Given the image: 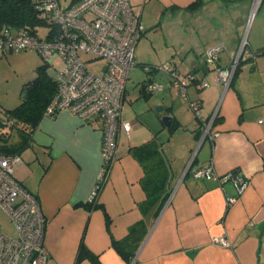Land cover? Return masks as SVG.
<instances>
[{
    "label": "crops",
    "instance_id": "crops-1",
    "mask_svg": "<svg viewBox=\"0 0 264 264\" xmlns=\"http://www.w3.org/2000/svg\"><path fill=\"white\" fill-rule=\"evenodd\" d=\"M141 1L140 12L148 7V21H157L154 30L163 45L161 54L152 47L156 57L148 61H170L208 85L191 83L183 97L167 76L145 70V78L130 77L140 84L137 93L144 99L138 103L130 102L134 94L127 97V77L120 115L130 130L128 135L119 130L116 159L92 208L77 203H88L101 167V121H83L67 109L40 117L13 176L38 197L46 218L45 264H93L77 261L81 241L101 264H259L264 261V123L258 121L264 120V54L243 59L224 86L204 62V51L221 44L215 62L226 68L235 62L246 31V48L259 52L264 0L247 28L253 0H200L196 10L187 8L195 0H129ZM143 64L135 62L129 76ZM152 81L164 85L147 93L144 85ZM188 99L199 102L200 119L190 112ZM158 104L162 109L152 111ZM215 112L205 133L202 123ZM164 116L171 117L169 126ZM18 140L13 133L10 141ZM207 163L215 176L192 175L193 167ZM230 170L247 180L240 195L227 178ZM229 196L236 197L231 204ZM217 237L230 245H220Z\"/></svg>",
    "mask_w": 264,
    "mask_h": 264
},
{
    "label": "built area",
    "instance_id": "built-area-1",
    "mask_svg": "<svg viewBox=\"0 0 264 264\" xmlns=\"http://www.w3.org/2000/svg\"><path fill=\"white\" fill-rule=\"evenodd\" d=\"M262 0H253L250 18L253 17ZM129 0H76L62 6L59 0H37L39 16L49 25L44 38L26 34L0 33V51H20L34 48L53 69L56 91L46 104L44 114L52 116L61 109H67L83 121L97 119L102 123V163L96 182L87 201L97 203L100 188L110 173L116 159L118 133L123 128L128 135L130 124L121 120V110L129 71L135 64V46L143 32L139 12H135ZM221 44L205 49V63L213 67L215 79L227 86L238 65L239 58L249 57L253 52L247 49L243 38L238 47L235 62L226 68L216 65ZM80 53L89 55L82 58ZM59 58L62 66L55 68L53 62ZM97 65V66H96ZM99 65V66H98ZM92 66L98 68L94 70ZM91 67V68H90ZM168 74L172 84L186 97V87L196 83L202 88L208 82L197 79L192 73L179 72L170 61L158 68ZM159 82L144 85L148 93L161 90ZM188 107L200 119L198 101L188 99ZM213 113L204 123L209 132ZM5 125H12L14 119L6 117ZM264 123V120H258ZM22 162L19 154L0 153V208L10 219L15 236L0 233V264H45L48 252L44 244L46 218L43 216L38 197L15 180L13 167ZM192 175L197 178H211L214 175L211 163L193 167ZM227 178L240 195L247 187V180L239 171L230 170ZM235 196L227 198L228 204ZM220 245L229 246L223 237L215 238ZM259 264H264L262 261Z\"/></svg>",
    "mask_w": 264,
    "mask_h": 264
},
{
    "label": "trees",
    "instance_id": "trees-1",
    "mask_svg": "<svg viewBox=\"0 0 264 264\" xmlns=\"http://www.w3.org/2000/svg\"><path fill=\"white\" fill-rule=\"evenodd\" d=\"M76 0H71L75 2ZM60 2V0H59ZM61 3V2H60ZM201 5L200 0L192 1L187 6L190 10H196ZM37 8V0H0V33L4 30L11 31V34L37 35V27L48 25L46 21L39 16ZM259 52H253V55L238 59V65L233 74L237 71L243 59L254 58L257 55L264 54V47ZM35 70V77L26 81L22 87L23 98L18 105L13 108L5 109L0 105V125L7 126V131H0V153L6 155L19 154L27 146L29 134L37 126L40 117L43 116L46 104H48L56 91V81L53 69L43 59ZM14 119L12 125H5V118ZM18 134L19 140L10 141L12 134ZM92 208L98 203H77ZM113 245L122 254L124 251L120 249L116 242ZM81 241L77 249V261L87 258L93 264H101L98 257Z\"/></svg>",
    "mask_w": 264,
    "mask_h": 264
},
{
    "label": "rangeland",
    "instance_id": "rangeland-1",
    "mask_svg": "<svg viewBox=\"0 0 264 264\" xmlns=\"http://www.w3.org/2000/svg\"><path fill=\"white\" fill-rule=\"evenodd\" d=\"M60 2H61V5L65 7V5L69 4L71 0H60ZM141 3L143 2L141 1L138 4L137 3H133V4L130 3V4L133 6L135 12H140ZM259 6L257 7V9L259 8ZM146 9H148V7L145 8L144 10L142 8V12H140V15H139L140 17H142L141 22L144 26L143 28L145 29V32L143 36L138 40V43L135 46V52H134L135 56L138 55L135 59V62H137L138 64L141 62L146 63V64H143L144 65L143 67L138 66L135 69L137 74L135 73V70H132V73L130 74L129 78L130 77L134 78L137 76H139L140 78L142 77L145 78V76L147 75L145 72L146 70L148 71V74L158 73L156 77L167 76V80L169 82L170 77L168 76V74L157 69L162 65L163 62L162 63L159 62L158 61L159 58H157L156 62L153 61L151 63L150 61H148V58L156 57L154 56L155 55L154 53H151L153 51L152 47L155 46V50L159 51V54H161V51H162L161 46L163 45H162V40H161L162 38L160 36V32L157 30H154V28L156 27L155 25L157 21L156 20L155 21L151 20V22L148 21V16H147L148 12ZM256 11H255V14L253 15V18L255 17L257 13ZM249 16L250 14L248 15L247 22L245 23L246 28L248 27ZM151 18L153 19V16ZM224 21L226 22L227 19H224ZM48 29H49V25L38 26L37 32H36L38 37L44 38L45 35L47 34L46 32L48 31ZM245 32L246 31L242 33L241 40H243L244 38L247 42V36ZM39 56H40L39 53L34 48H27V49H23L20 51H13V50L6 51V52L0 51V105L2 108L10 109V108H13V106H16L20 103L21 101L20 94L22 93L23 84L26 81H29L35 77L34 69L43 62L42 58ZM79 56H81L84 59L89 57V55H86L85 53H80ZM140 56H144L147 61L145 59H143L145 61H139ZM158 57H160V55H158ZM53 65L55 66L56 69H58L62 66V61L59 58H57L54 60ZM92 68L98 71L97 67L92 66ZM131 78L127 84V89H126L128 92L127 97L129 98V94L130 96L134 94L132 97H130L132 98L130 102L136 101V100H137L136 102L138 103L140 101L142 102V99H144V97H142L139 94L140 93L139 91L137 93V89L140 84H138L137 81H132ZM159 83L163 84L161 81ZM159 93H161V91L158 92V94ZM156 95L157 93L150 94L149 97L151 96L155 97ZM125 103L126 104L124 108L125 107L127 108V105H129V102L125 101ZM158 105L161 106L160 104ZM158 105L154 107H150L151 110L152 111L157 110ZM7 130H8L7 126L0 125V131H7ZM0 233H4V234H7L13 237L15 236V231L13 229L12 222L10 221L6 213L1 208H0Z\"/></svg>",
    "mask_w": 264,
    "mask_h": 264
},
{
    "label": "water",
    "instance_id": "water-1",
    "mask_svg": "<svg viewBox=\"0 0 264 264\" xmlns=\"http://www.w3.org/2000/svg\"><path fill=\"white\" fill-rule=\"evenodd\" d=\"M21 95V98H23V93H21L20 94ZM162 109V107L160 106V107H157V110H161ZM162 121H163V123H164V125H168L169 126V123L171 122V117L170 116H164L163 118H162Z\"/></svg>",
    "mask_w": 264,
    "mask_h": 264
}]
</instances>
